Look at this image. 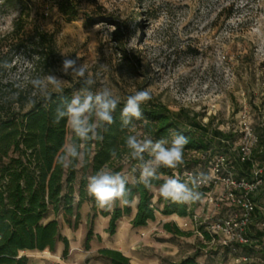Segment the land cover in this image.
<instances>
[{
	"label": "rangeland",
	"instance_id": "1",
	"mask_svg": "<svg viewBox=\"0 0 264 264\" xmlns=\"http://www.w3.org/2000/svg\"><path fill=\"white\" fill-rule=\"evenodd\" d=\"M73 1L77 12L71 20L58 8L62 0H0V51L14 55L15 61L4 74L5 82L23 85L52 74L64 81L63 90L76 92L80 79L63 74L60 53L78 56V63L97 81L94 91L106 86L124 101L136 91L147 90L174 112L183 107L199 114L204 124L213 118L212 128L234 132L233 148L242 141L255 144L264 125V0ZM18 19L27 30L23 38L27 47L15 51L12 32ZM43 33L53 36L52 49L34 46ZM42 53L46 59L39 61ZM47 91L59 92L52 85ZM214 154L212 149L194 150L189 158H201L196 166L208 174L203 155ZM131 161L125 156L115 161V167L127 174L135 166ZM82 162L77 166L75 195L82 185ZM193 162L191 166L197 163ZM256 164L263 166L264 157L256 156ZM235 175L243 177L241 172ZM255 196L264 205V185ZM157 199L155 192L154 203ZM229 206L227 201L224 210ZM184 242L187 249L197 246L185 255L199 253L197 261L202 264L208 259L212 264L259 261H237L241 251L227 250L196 232Z\"/></svg>",
	"mask_w": 264,
	"mask_h": 264
},
{
	"label": "trees",
	"instance_id": "2",
	"mask_svg": "<svg viewBox=\"0 0 264 264\" xmlns=\"http://www.w3.org/2000/svg\"><path fill=\"white\" fill-rule=\"evenodd\" d=\"M73 0H62L59 10L73 20L76 7ZM22 20L18 19L12 32V41L15 51L24 50L26 43L23 38L27 34L25 26L21 25ZM119 31L121 28H118ZM36 49L42 50L54 47L52 35L47 33L38 35V42L34 45ZM38 53V52H37ZM45 55L38 54V60H45ZM7 62V67L4 66ZM14 61V55L8 56L0 51V264H28L29 258L20 252L24 250H46L54 251L59 241L65 245L63 257L69 254V240L62 234L63 219L72 228H77L81 215L79 208L85 199L87 192V177L94 175L96 171L109 168L112 171H121V167H115V161L125 156L130 157L131 163L136 165V161L130 156V150L125 144L126 137L137 135L138 137H151L153 139H171L169 129L182 132L189 138L190 143L186 145L184 159L185 163L177 169H161L164 175H172L174 172L181 177L185 168H195L202 163L201 158L192 160L189 158L191 151L207 153L212 149L214 153H228L232 156L235 172L250 178L256 156L264 157V125L260 126V136L254 144L250 158L240 161L237 157L238 148H233L235 134L232 131H224L212 128L213 118H209L204 124L198 120L197 113H191L181 107L178 112H174L168 105L151 94V100L141 104L143 116L147 123L136 121L135 128L122 129L120 126V111L126 100L120 101L114 113L115 123L108 126L107 131L101 130L103 140L91 141L85 148V157L82 162V185L79 191L81 198L76 202L74 181L77 174L79 161L70 168H64L58 162V155L62 146L67 142L70 134V141L76 140L72 131L66 126V120L54 123V111L59 103L61 94L59 92H49L53 94L56 103L45 101V92L33 90L31 82L20 85L12 81H4V74ZM37 65V62H35ZM82 81L76 83L79 90ZM93 90V86H92ZM75 88H66L63 91V98H72ZM94 91V90H93ZM115 152V155H111ZM206 159L211 155H204ZM194 161L195 167L189 162ZM238 179L243 178L236 176ZM183 179V177H181ZM157 187L162 181L154 182ZM131 188V196L138 201L136 212L131 221L134 227H143L149 221L156 219V212L162 206L160 212L165 215L176 214L180 217L192 216L197 210L200 201L191 205H177L170 201H164L159 197L154 203L155 192L146 189L143 185H136ZM208 187H200L204 192ZM88 199L92 204V217L99 213L109 214L105 211H98V205L93 197L88 194ZM77 204V205H75ZM110 218L108 231L114 234L117 230L118 221L124 215H131L134 207H121L119 203L115 205ZM256 216V217H255ZM255 219L247 230L249 242L246 244L233 243L225 247L227 250L242 252V256L249 259L258 256L264 264V244L262 239L264 231L257 223L264 222L262 214L255 212ZM163 225L164 229L178 236H191L193 231L183 230L173 222ZM94 235L92 227L89 228L86 236L85 247L89 248L90 240ZM204 239L211 240L208 232L203 231ZM262 245L257 249L256 245ZM261 253V254H259ZM97 257L109 260L112 264H131L128 256L121 251L102 248L98 251ZM199 253L183 258L175 264H201L197 262ZM163 264H171L164 260ZM203 264H212L210 261Z\"/></svg>",
	"mask_w": 264,
	"mask_h": 264
},
{
	"label": "clouds",
	"instance_id": "3",
	"mask_svg": "<svg viewBox=\"0 0 264 264\" xmlns=\"http://www.w3.org/2000/svg\"><path fill=\"white\" fill-rule=\"evenodd\" d=\"M112 31H115L112 28ZM64 59L62 69L64 75L78 78L82 81V87L72 94V98H63L61 85L63 80L55 75L48 74L44 78L31 80L34 88L46 92L45 101L56 103L53 94L47 91L48 86H54L61 98L54 111V123L66 120V126L71 129L76 140L66 142L57 159L64 168H70L77 161H83L84 148L91 141L103 140L101 130L107 131L108 126L114 124V113L120 103L119 98L106 86L92 90L96 80L89 76L87 67L78 63L80 57L60 53ZM7 67V62H4ZM101 67H104L103 65ZM71 69V72L69 70ZM149 91H136L129 95L120 111V126L122 129L135 128L136 121L147 123V119L141 111V104L151 100ZM171 140L167 138L153 139L151 137H138L129 135L125 144L130 150V156L137 163L127 174L112 171L102 167L94 175L87 177V193L94 198L99 208L112 210L119 202L121 207H135L137 199L131 196V185H143L146 189L158 193L164 201H170L177 205H191L202 199L203 193L199 191L211 177L204 172L184 174L182 179L175 172L172 175H164L161 169H177L185 163L184 153L189 138L175 129H169ZM111 155H115L112 152ZM162 181L158 187L154 183Z\"/></svg>",
	"mask_w": 264,
	"mask_h": 264
},
{
	"label": "crops",
	"instance_id": "4",
	"mask_svg": "<svg viewBox=\"0 0 264 264\" xmlns=\"http://www.w3.org/2000/svg\"><path fill=\"white\" fill-rule=\"evenodd\" d=\"M84 197L85 199H83L81 203L82 206L79 208L81 220L78 227L72 228L65 220L62 219L61 221L62 234L69 240L70 249L67 257H63L65 245L63 242L59 241L54 251H50L49 249L43 251L36 249L21 251V254L28 256V264H112L107 259L97 257L98 251L102 248L121 251V253L130 258L131 264H163L165 259L171 264H175L180 262L183 258L191 256L185 255L186 251L189 253L191 249L197 247L190 246V248L187 249L184 246L186 236L174 235L163 227V225H165L164 223L167 222H173L180 227V223L186 220L188 216L180 217L176 214L165 215L159 213V215L156 214V219L149 221V224L146 226L134 227L131 221L136 212L137 207L135 206L131 215H124L123 218L118 221L116 232L111 234L108 228L111 218L110 214L114 208L109 211L98 207V211L102 210L109 214L103 215L99 213L93 218L92 204L88 199L87 192ZM80 198L81 195L77 192L75 199L78 201ZM257 203L259 208H257L255 212L257 214L264 213V205L261 200H258ZM200 210L198 206L195 212H199ZM89 222L91 223L90 227L94 230V235L90 240L89 248H86L85 241L89 230L87 228ZM262 241L264 244V237ZM261 247L262 245L260 244L256 245L257 249H261ZM238 251L240 252V250ZM258 256H254L249 260L256 259L262 261ZM208 261L211 262L212 260L208 259L207 262Z\"/></svg>",
	"mask_w": 264,
	"mask_h": 264
},
{
	"label": "built area",
	"instance_id": "5",
	"mask_svg": "<svg viewBox=\"0 0 264 264\" xmlns=\"http://www.w3.org/2000/svg\"><path fill=\"white\" fill-rule=\"evenodd\" d=\"M254 142H257V138ZM244 143L242 141L238 148L237 157L240 161L250 158L254 144L249 146ZM205 162L208 168L207 175L211 179L201 187H208L209 190L204 192L200 200V212L188 216L180 227L199 233L203 238V231H206L211 237L210 241L217 242L223 248L231 246L233 243H248L247 230L255 219L256 209L259 208L255 194L264 185V165H254L250 178L238 179L232 165V156L228 153H215ZM186 172L195 174L202 170L198 167L185 168L181 177L184 178ZM219 184L223 186L222 190L218 189ZM227 201L231 206L224 210L223 205L227 204ZM257 225L264 228L263 221L258 222ZM248 260L249 258L246 256H240V259H237V261Z\"/></svg>",
	"mask_w": 264,
	"mask_h": 264
}]
</instances>
